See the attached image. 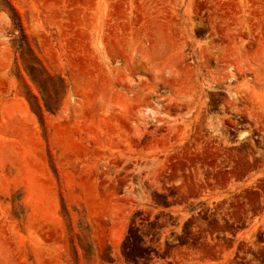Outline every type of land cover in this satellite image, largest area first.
I'll return each mask as SVG.
<instances>
[{
    "label": "rangeland",
    "instance_id": "374dc122",
    "mask_svg": "<svg viewBox=\"0 0 264 264\" xmlns=\"http://www.w3.org/2000/svg\"><path fill=\"white\" fill-rule=\"evenodd\" d=\"M0 264H264V0H0Z\"/></svg>",
    "mask_w": 264,
    "mask_h": 264
},
{
    "label": "bare ground",
    "instance_id": "6f19581e",
    "mask_svg": "<svg viewBox=\"0 0 264 264\" xmlns=\"http://www.w3.org/2000/svg\"><path fill=\"white\" fill-rule=\"evenodd\" d=\"M149 112H150V111H148V113H149ZM152 114H153V113L151 112V114H150V115H151V117H152Z\"/></svg>",
    "mask_w": 264,
    "mask_h": 264
}]
</instances>
